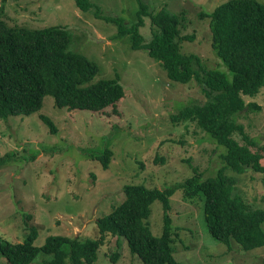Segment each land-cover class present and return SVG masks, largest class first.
<instances>
[{
    "label": "rangeland",
    "instance_id": "obj_1",
    "mask_svg": "<svg viewBox=\"0 0 264 264\" xmlns=\"http://www.w3.org/2000/svg\"><path fill=\"white\" fill-rule=\"evenodd\" d=\"M226 0H143L149 10L165 7L181 15L183 35L193 34L181 50L197 54L208 67L226 69L212 46L211 12ZM264 3V0H258ZM87 10L75 0H0V18L11 26L30 28L64 26L72 35L69 50L98 64L90 81L118 78L123 97L118 112L99 113L86 108L59 107L47 94L43 106L31 114L0 117V240L22 242L36 225L35 244L51 235L80 239L96 238V220L124 201L125 184H144L163 189L192 175L193 166L202 177L216 173L222 165L223 147L194 120L173 121L170 114L208 96L195 79L172 82L161 64L145 49H133L129 34L117 37V25L104 18H123L126 26L136 21V0H90ZM98 10L97 15L94 13ZM145 42L151 39L150 20L140 28ZM247 106L236 113L245 133L254 139L256 150L264 145V84L253 95H244ZM51 117L57 132L41 118ZM235 138L245 143L235 132ZM112 150L108 168L90 157ZM261 163L264 165V150ZM234 177V193L253 208H264L262 174L247 169ZM168 215L173 225V255L179 264H264V246L245 250L238 242L215 239L204 219V203L187 198L177 188L169 197ZM162 207L151 204L148 222L152 233L162 230ZM117 254L116 260H113ZM40 253L31 264H41ZM0 264H9L0 254ZM92 264H142L123 238L108 235Z\"/></svg>",
    "mask_w": 264,
    "mask_h": 264
},
{
    "label": "trees",
    "instance_id": "obj_2",
    "mask_svg": "<svg viewBox=\"0 0 264 264\" xmlns=\"http://www.w3.org/2000/svg\"><path fill=\"white\" fill-rule=\"evenodd\" d=\"M136 21L131 26L121 17L104 16L117 25V37L129 34L133 49H145L158 61L172 82L197 80L208 96L204 102H194L170 114L173 121L194 120L222 146V165L215 174L202 177L198 168L182 182L163 189L144 184H125L124 201L110 213L96 220L98 236L80 239L64 235L48 236L44 244H35L39 236L36 225L22 242L0 240V254L9 264H31L42 253L41 264H92L107 236L123 238L132 254L142 264H179L173 255V225L168 215L169 197L177 188L187 198L198 197L204 203V219L210 234L230 244L238 242L245 250L264 246V208H253L243 197L234 193L236 179L227 169L243 173L247 169L262 174L264 145L258 149L254 139L245 133L242 123L234 116L247 106L244 95H253L264 84V3L258 0H226L211 12L212 46L226 69L208 67L197 54L181 50L184 41H193V34L183 35L181 15L161 7L149 10L143 0H136ZM76 6L87 10L90 0H75ZM96 15L98 10L94 12ZM150 20L151 39L145 42L140 28ZM72 35L64 26L30 28L11 26L0 18V117L10 114H31L39 110L47 94L54 96L59 107L86 108L99 113L118 112L123 97V84L116 78L90 81L98 64L85 55L69 50ZM111 106V110L107 107ZM41 118L56 133L51 117ZM235 132L243 136L241 144ZM11 153L0 157V163ZM113 153L110 148L90 157L108 168ZM159 200L162 207V230L154 235L148 217L151 204ZM114 254L113 260H116Z\"/></svg>",
    "mask_w": 264,
    "mask_h": 264
}]
</instances>
